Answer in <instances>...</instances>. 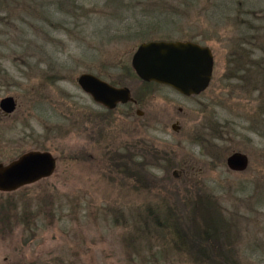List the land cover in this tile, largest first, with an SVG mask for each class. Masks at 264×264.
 <instances>
[{"label": "rangeland", "instance_id": "1", "mask_svg": "<svg viewBox=\"0 0 264 264\" xmlns=\"http://www.w3.org/2000/svg\"><path fill=\"white\" fill-rule=\"evenodd\" d=\"M152 40L209 46V87L186 96L142 80L132 57ZM242 48L253 56L238 62ZM84 73L132 100L106 108L79 85ZM7 96L16 109L0 107V163L39 150L56 168L0 190V264H212L231 253L264 264V0H0ZM235 152L245 169L228 165ZM130 168L156 186H136L145 178ZM167 202L183 223H220L213 259L172 244L156 221Z\"/></svg>", "mask_w": 264, "mask_h": 264}, {"label": "water", "instance_id": "2", "mask_svg": "<svg viewBox=\"0 0 264 264\" xmlns=\"http://www.w3.org/2000/svg\"><path fill=\"white\" fill-rule=\"evenodd\" d=\"M214 65L212 49L191 40L142 42L132 57V67L142 80L168 85L186 96L199 95L209 87ZM78 82L86 93L108 109L132 100L129 87H117L94 74H81ZM0 107L5 113H12L16 109L15 99L3 98ZM227 163L232 169L243 170L248 159L235 152L227 158ZM55 168L56 159L51 152H25L9 164L0 163V190L13 191L34 183L53 174Z\"/></svg>", "mask_w": 264, "mask_h": 264}, {"label": "trees", "instance_id": "3", "mask_svg": "<svg viewBox=\"0 0 264 264\" xmlns=\"http://www.w3.org/2000/svg\"><path fill=\"white\" fill-rule=\"evenodd\" d=\"M245 52L246 54H243L242 52ZM254 54V53H253ZM236 55V54H235ZM252 54L245 50V48L241 50V54L239 53L237 56L240 58L238 62H240L241 58H245L246 56H251ZM253 56V55H252ZM238 64V63H237ZM241 69L238 67V72ZM264 112V111H263ZM259 125H262L261 127L264 128V118L259 119ZM259 125L256 126V129L261 128ZM259 127V128H258ZM148 161H142V164H147ZM172 163V160L169 158L167 159V163ZM172 165V164H171ZM111 167V166H110ZM143 174L142 176H139L141 173L136 172V170L134 168H130L129 169V177H133L136 176L137 179L138 177H148L147 172H145L144 170L142 171ZM141 179V178H140ZM138 179V180H140ZM142 183L141 184H135L136 186L140 185L142 186V188L145 189H151V187H155L156 186V182L149 180L147 178L140 180ZM159 186V185H158ZM163 187V186H162ZM160 186V188H162ZM201 200L200 206L203 208H205V205L209 203V197L204 198L199 197ZM209 199V200H208ZM167 210L164 212H159V216L156 217V221L158 223H162L161 224V228L164 232H170V230L172 231L171 234H173L172 237V244H174L176 247H179L183 250H186L188 252L194 253L196 259L199 258L201 261L202 260H207V257L210 256L213 259V250H209V247H211L209 244H211L209 242L210 239H212L213 236H218L219 232L221 231V229L219 230L218 227L216 225H220L211 222V220H207L204 221L203 223L200 221H196L192 218H190L187 222L183 223L181 216H179V211H178V206L176 204H172L171 202H167L166 204ZM199 206V207H200ZM208 206V205H207ZM215 206V205H214ZM194 209H196V206H192ZM11 208L9 206H7V209ZM6 209V210H7ZM162 211V210H161ZM179 213V214H178ZM160 217L163 219V221L161 222ZM193 217V216H191ZM211 219V218H210ZM11 223H7L6 225H4L3 229L6 230V228L10 229ZM227 237V235H226ZM231 246V245H230ZM230 254V253H228ZM222 261L220 263H212V264H239L238 259H236L234 257V255L231 253V258H225L222 257Z\"/></svg>", "mask_w": 264, "mask_h": 264}]
</instances>
